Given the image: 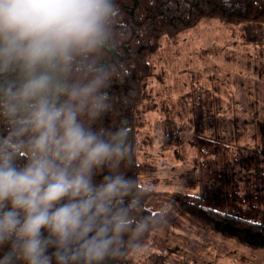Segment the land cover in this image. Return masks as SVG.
Segmentation results:
<instances>
[{"label": "clouds", "instance_id": "9594fccd", "mask_svg": "<svg viewBox=\"0 0 264 264\" xmlns=\"http://www.w3.org/2000/svg\"><path fill=\"white\" fill-rule=\"evenodd\" d=\"M120 18L118 0H0V264H126L163 222L121 170L126 121L98 127L131 74L102 58Z\"/></svg>", "mask_w": 264, "mask_h": 264}, {"label": "trees", "instance_id": "16d2710c", "mask_svg": "<svg viewBox=\"0 0 264 264\" xmlns=\"http://www.w3.org/2000/svg\"><path fill=\"white\" fill-rule=\"evenodd\" d=\"M118 4L122 24L115 40L119 53L106 50L102 58L113 67L123 63L131 74L113 82L111 92L116 103L98 121V127L110 129L126 121L131 153L121 170L134 176L138 187L152 189L143 211L155 215V209H166L163 222L144 242L145 254L126 257V264H167V253L149 251L147 245H151L153 235L162 238L158 234L168 225L181 235L182 231L191 235L190 240L210 231L209 237L214 232L261 252L264 103H258L256 96L264 100V92L255 89V97L241 104L236 88L217 83L214 76L209 78L210 65L197 71L193 68V79L186 74L183 85L182 80L171 83L156 55L163 37L176 41L209 17L228 28L237 27L241 38L253 44L255 58L264 59V0H118ZM256 68L264 76V60ZM261 87L264 89V79ZM155 110L157 117L151 122L150 113ZM153 146L159 159L156 153L150 158L145 155L146 148ZM172 156L179 158L183 172L177 181L159 174L160 163H167ZM105 172L102 169L96 179ZM172 181L177 189L170 191L166 185ZM173 209L177 211L171 213ZM191 229L194 234L185 231ZM247 260L259 264L255 257Z\"/></svg>", "mask_w": 264, "mask_h": 264}, {"label": "rangeland", "instance_id": "374dc122", "mask_svg": "<svg viewBox=\"0 0 264 264\" xmlns=\"http://www.w3.org/2000/svg\"><path fill=\"white\" fill-rule=\"evenodd\" d=\"M161 44V50L156 57L160 59V67L163 70L166 69L169 74L171 83L177 81L179 83L182 80L181 85H183L186 74L189 73L190 78L193 79V68L197 71L201 67L210 65L207 71L209 78L214 76L213 79L217 83H227L233 89L236 88L242 99L241 104H246L253 97L255 89L259 93L264 92L261 87L264 76L256 72V65L262 64L264 59L255 58L253 44L241 38L237 27L228 28L218 19L204 17L196 26L183 33L178 40L173 41L163 37ZM261 98L257 94L258 103H264ZM157 113V110L150 113L151 122L155 120ZM146 138L149 136L146 135ZM146 149L147 158L154 153H156L155 158H160L156 146ZM182 173L179 158L175 156H172L167 163L159 165V174L163 178L170 180L175 177L177 181ZM176 185L177 183L172 181L166 186L173 191L177 189ZM182 188L190 189L186 186ZM176 211L173 209L171 213ZM185 231L188 234H194L193 229ZM179 233V230L168 225L158 234L162 238H156L157 235H153L152 243L147 245V248L149 251L167 253V264H249V261H246L248 257H255L257 263L264 264V250L258 252L257 249L244 247L214 232L212 233L215 235L209 237L210 231L206 233V236L200 235L199 238L191 240V235H186L184 231L181 232L183 235ZM257 253L259 256L256 255ZM251 260L254 259L251 258Z\"/></svg>", "mask_w": 264, "mask_h": 264}]
</instances>
